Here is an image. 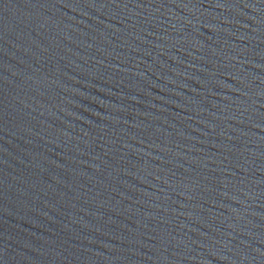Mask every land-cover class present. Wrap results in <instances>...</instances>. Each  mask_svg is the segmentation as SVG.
I'll return each instance as SVG.
<instances>
[{"label": "water", "instance_id": "1", "mask_svg": "<svg viewBox=\"0 0 264 264\" xmlns=\"http://www.w3.org/2000/svg\"><path fill=\"white\" fill-rule=\"evenodd\" d=\"M0 264H264V0H0Z\"/></svg>", "mask_w": 264, "mask_h": 264}]
</instances>
